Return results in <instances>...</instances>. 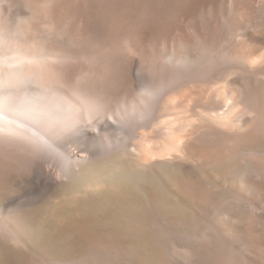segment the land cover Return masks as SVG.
I'll use <instances>...</instances> for the list:
<instances>
[{"label": "bare ground", "instance_id": "bare-ground-1", "mask_svg": "<svg viewBox=\"0 0 264 264\" xmlns=\"http://www.w3.org/2000/svg\"><path fill=\"white\" fill-rule=\"evenodd\" d=\"M0 264H264V0H0Z\"/></svg>", "mask_w": 264, "mask_h": 264}]
</instances>
